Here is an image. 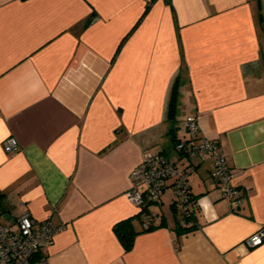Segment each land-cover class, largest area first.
Listing matches in <instances>:
<instances>
[{
    "label": "crops",
    "instance_id": "1",
    "mask_svg": "<svg viewBox=\"0 0 264 264\" xmlns=\"http://www.w3.org/2000/svg\"><path fill=\"white\" fill-rule=\"evenodd\" d=\"M176 81L175 137L196 117L244 198L233 210L212 159L193 160L183 235L172 187L148 208L151 232L126 197L145 153L183 164ZM0 194L4 224L28 212L60 228L48 264H264V243L243 244L264 225V0H0ZM129 218L126 252L114 228Z\"/></svg>",
    "mask_w": 264,
    "mask_h": 264
},
{
    "label": "built area",
    "instance_id": "2",
    "mask_svg": "<svg viewBox=\"0 0 264 264\" xmlns=\"http://www.w3.org/2000/svg\"><path fill=\"white\" fill-rule=\"evenodd\" d=\"M185 126L186 138L176 145L182 166L170 163L163 154L153 151L145 153L139 166L130 175L131 186L126 197L141 212L152 203L160 202L167 189L172 187L175 208L182 215L181 223L189 228L194 217L189 182L194 169L193 160H204L205 156L212 159V178L221 197L230 201L233 210L241 209L244 198L239 188L232 183L233 174L220 142L201 136L196 117H188ZM18 143L15 137H9L3 143V148L7 153H14L20 149ZM17 218L16 228L0 221V264H48L47 255L43 252L52 245V239L60 228L53 223L52 218L38 222L28 212ZM152 222L151 215H144V227H149ZM263 243L264 225L243 242L248 250L258 248Z\"/></svg>",
    "mask_w": 264,
    "mask_h": 264
},
{
    "label": "trees",
    "instance_id": "3",
    "mask_svg": "<svg viewBox=\"0 0 264 264\" xmlns=\"http://www.w3.org/2000/svg\"><path fill=\"white\" fill-rule=\"evenodd\" d=\"M149 11V7L147 9L146 12ZM93 17H90L87 21V25H89L92 21ZM178 81H176V83L174 84L173 86V91H172V95H171V98H170V104H169V107H168V111H167V114H168V121L170 122V125L172 126V129H171V134L173 135L175 130H176V123H177V117H178V106H179V97H180V93H179V90H178ZM182 141L181 138H177L175 137V134L174 136L172 137V144H173V147L174 149L176 150V145ZM178 151V150H177ZM158 154V153H157ZM164 155V154H163ZM176 164H178L177 162H175ZM192 196V195H191ZM3 198V194H0V201L1 199ZM159 203V202H158ZM1 204V203H0ZM197 205V202H196V199H194L192 197V210H193V219H192V222L194 221V219L196 218V215H195V206ZM150 206V205H149ZM149 206L144 209V211L142 210L141 211V216H140V221H141V224L143 226V231L145 232H151L159 227L156 226L155 224V219H157L154 215L150 214V212L148 211V208ZM174 211L177 213L178 210H176L175 208V205H174ZM180 212V211H179ZM181 214V212H180ZM144 215H151L153 217V222L151 223V225L149 227H144V224H143V219H144ZM182 217V215H181ZM166 226V223H164V221L161 223L160 227L161 228H165ZM195 225H193V223L191 224V226L189 228H186L182 225L181 221L179 222V225L177 226V235H183V234H186V233H189L190 231L194 230ZM114 232H115V235L117 238H119L123 248L125 249L126 252H130L134 246V242H135V239H136V232H135V229H134V225H133V219L132 218H129V220H125V221H121V222H118L116 225H115V228H114Z\"/></svg>",
    "mask_w": 264,
    "mask_h": 264
},
{
    "label": "rangeland",
    "instance_id": "4",
    "mask_svg": "<svg viewBox=\"0 0 264 264\" xmlns=\"http://www.w3.org/2000/svg\"><path fill=\"white\" fill-rule=\"evenodd\" d=\"M183 119H184V117H183ZM178 123L180 124L181 123V121L180 120H178ZM182 133V132H181ZM179 138H181L182 140H185V138H186V130H185V133H184V135L183 136H180ZM180 166H181V164H180ZM155 210V207H153V209H151V212H153ZM165 211H168V209L166 210V208H165ZM169 211L171 212V216H174V214H176V212L175 211H171V209H169ZM175 212V213H174ZM174 213V214H173ZM180 213V212H179ZM156 216V215H155ZM180 216H181V214H180Z\"/></svg>",
    "mask_w": 264,
    "mask_h": 264
}]
</instances>
